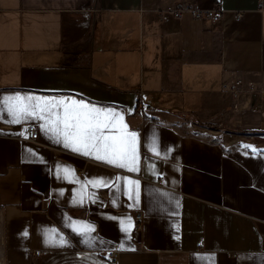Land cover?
Segmentation results:
<instances>
[{
    "label": "crops",
    "instance_id": "crops-1",
    "mask_svg": "<svg viewBox=\"0 0 264 264\" xmlns=\"http://www.w3.org/2000/svg\"><path fill=\"white\" fill-rule=\"evenodd\" d=\"M216 3L243 17L168 10ZM233 78L264 88V0H0V100L114 110L138 155L137 170L115 167L0 110L4 263L264 264V100L233 98Z\"/></svg>",
    "mask_w": 264,
    "mask_h": 264
},
{
    "label": "snow or ice",
    "instance_id": "snow-or-ice-1",
    "mask_svg": "<svg viewBox=\"0 0 264 264\" xmlns=\"http://www.w3.org/2000/svg\"><path fill=\"white\" fill-rule=\"evenodd\" d=\"M0 104L3 105L0 110L10 117L9 123H20L27 119L44 121L40 127L72 151L92 156L115 167L137 170L136 133L128 131L123 117L114 110L96 107L74 98L41 99L19 95L4 98L0 100ZM63 171L66 175L70 174L68 169ZM90 183L99 187L105 182L96 180ZM126 183L132 185L136 182ZM73 230L82 235L94 229L74 222ZM47 242L59 245L66 243L63 238L54 241L51 234Z\"/></svg>",
    "mask_w": 264,
    "mask_h": 264
},
{
    "label": "built area",
    "instance_id": "built-area-1",
    "mask_svg": "<svg viewBox=\"0 0 264 264\" xmlns=\"http://www.w3.org/2000/svg\"><path fill=\"white\" fill-rule=\"evenodd\" d=\"M170 12L174 13L176 18H179L183 13H188L190 17L195 21L200 22H219L223 19L225 14H231L235 21L241 20L243 17V13L237 11H224L219 8L218 3L214 5L211 9H198V8H185L179 6H170L168 7ZM228 92L232 95L233 98L239 99L243 95L255 97L258 101L264 100V88H257L255 85L248 83L245 84L240 78H233L226 87ZM154 108H150L142 103L138 104L136 108V112L139 115L150 114L154 112ZM39 134L35 125H28L24 130L22 135V139L31 143H35L38 141ZM134 228L136 231H141L143 215L141 212H134L133 214ZM107 258L110 262L115 264L117 262V255L114 252H108Z\"/></svg>",
    "mask_w": 264,
    "mask_h": 264
},
{
    "label": "rangeland",
    "instance_id": "rangeland-1",
    "mask_svg": "<svg viewBox=\"0 0 264 264\" xmlns=\"http://www.w3.org/2000/svg\"><path fill=\"white\" fill-rule=\"evenodd\" d=\"M0 264H5L3 261L2 247L0 245Z\"/></svg>",
    "mask_w": 264,
    "mask_h": 264
}]
</instances>
